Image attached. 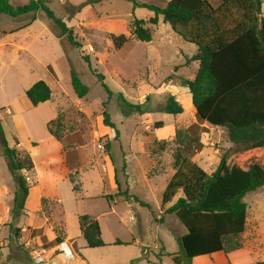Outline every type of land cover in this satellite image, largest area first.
<instances>
[{
  "label": "rangeland",
  "instance_id": "rangeland-1",
  "mask_svg": "<svg viewBox=\"0 0 264 264\" xmlns=\"http://www.w3.org/2000/svg\"><path fill=\"white\" fill-rule=\"evenodd\" d=\"M10 1L15 6L29 2ZM45 1L55 15L73 29L81 46H75L67 38L57 37L44 12H32L18 18L0 14V106L18 113L21 124L26 127L25 131L18 129L11 115H6L10 113L8 108H3L6 113L0 109L10 146L25 151L19 147L18 137L24 138L26 131L36 138H44L43 119L51 109H57L56 121L52 124L54 131L61 137L67 134L82 142L89 139L88 149H97L102 157L105 155L111 159L115 167L111 177L107 176L104 168L99 169L100 179L96 174L80 177L70 173V178L75 181L73 185L81 188L77 193L81 195L79 206L82 210L98 216L105 239L123 241L105 247H88L86 255L98 264H128L137 258H141L138 264H174V257L178 255L181 264H186L178 237L187 229L175 214L166 212L183 196V191L180 190L170 203L163 205L162 202L164 191L176 172L174 154L191 141L195 150L193 159L204 170L212 172L221 157L233 148L225 128L200 119L187 87L163 83L176 66H180L177 76L194 78L198 62L188 64L186 56L195 54L197 46L184 40L163 21L162 16L158 25L151 24L149 21L154 13L145 8H138L134 13L152 29L153 40H137L132 34L133 4L127 0H106L86 5L80 11L79 7L87 0ZM138 1L164 7L170 0ZM211 2L216 6L221 0ZM35 14L37 19L32 27L27 28ZM121 34L130 39L121 48H116L113 39ZM97 73L105 76V83L114 92L110 99ZM72 74L78 75L89 87L86 97L76 95ZM40 80L48 83L53 96L49 105L35 107L25 95V89ZM120 93L133 104H144V108L151 112L125 116L118 97ZM170 94L182 105L183 113L176 115L161 111ZM105 108L120 131L119 138H115L114 129L113 137H110L98 126L104 125L102 113ZM161 121L164 127L156 128ZM167 125L173 128L169 134L162 131ZM22 143L25 146L27 142L24 140ZM107 143H110V149ZM143 143L145 153H140ZM35 155L37 166L42 171V152ZM124 158L126 169L123 168ZM116 171L120 188L116 184ZM125 171L131 187L128 191L149 203L150 207L117 195L119 189L124 191L127 188ZM23 174L30 184L36 181L31 171H23ZM65 177H69V173ZM43 183L49 187L51 181ZM16 189V180L0 146V210L3 212L7 211V206L10 207ZM244 201L249 207L248 216L257 219L262 232L258 236L259 242L250 239L251 243L246 246L255 249L252 258L264 264V190L249 193ZM47 202L44 214L49 216L57 206L55 201ZM16 220L17 217H13L11 228ZM6 232L8 229L0 230V239ZM242 242L245 246L243 235ZM10 244L13 252L18 249L21 253L20 262L34 264L30 254L33 247L25 249L14 241ZM224 256V252H219L196 257L192 264H228ZM0 264H3L1 259Z\"/></svg>",
  "mask_w": 264,
  "mask_h": 264
},
{
  "label": "trees",
  "instance_id": "trees-1",
  "mask_svg": "<svg viewBox=\"0 0 264 264\" xmlns=\"http://www.w3.org/2000/svg\"><path fill=\"white\" fill-rule=\"evenodd\" d=\"M104 1L87 0L79 7V11L86 5ZM127 1L133 4L132 34L137 40H153L152 29L146 27L147 22L137 18L134 13L138 8H145L154 13L149 21L151 24L158 25L159 17L162 16L163 21L170 24L184 40L197 46L195 54L186 56L188 64L198 62L194 78L177 76L180 66H176L163 83L187 87L200 119L225 128L233 143L232 150L221 157L212 172L204 170L193 159L195 150L191 141H187L174 154L176 172L164 191L162 202L163 205L170 203L180 190L183 191V196L166 212L175 214L187 229L186 234L178 237L185 254V263L192 264L196 257L239 250L244 246L242 235L247 224L248 205L244 198L249 193L264 190V0H221L217 6L211 0H170L164 7L148 1ZM32 12H44L57 37L67 38L75 46H81L73 29L55 15L47 1L29 0L24 5L15 6L10 0H0V14L18 18ZM36 19L35 14L32 20ZM129 39L121 34L115 36L113 41L116 48H121ZM97 76L110 99L114 92L105 83V76L100 73ZM72 85L79 98L86 97L90 91L76 74H72ZM25 94L32 105L39 106L52 99L53 91L48 83L40 80ZM118 95L125 116L151 112L144 108V104H133L122 93ZM161 111L177 115L183 113L184 108L170 94ZM102 115L104 125L114 129L115 138H119L120 131L106 108ZM55 121L49 122L48 129L60 139L61 136L52 127ZM162 127V121L156 124V128ZM0 146L16 180L13 217L18 218L25 209L31 187L23 171H31L35 164L28 152L10 146L1 118ZM106 146L110 149V143ZM123 162V168L126 169V158ZM124 175L127 188L124 191L119 189L117 195L150 207L149 203L128 191L130 186L126 171ZM115 178L120 188L117 171ZM70 179L75 182L72 177ZM80 189L78 185L74 186L76 192ZM47 201L43 199L41 213L46 212ZM79 225L89 247L108 245L103 239L98 219L90 214H82L79 216ZM47 229L46 224L43 231ZM55 229L57 238L45 244L46 247L64 241V227L57 225ZM11 230V243H16L21 229L13 227ZM139 260L141 258L128 264H138ZM174 260V264L182 263L178 255Z\"/></svg>",
  "mask_w": 264,
  "mask_h": 264
},
{
  "label": "crops",
  "instance_id": "crops-1",
  "mask_svg": "<svg viewBox=\"0 0 264 264\" xmlns=\"http://www.w3.org/2000/svg\"><path fill=\"white\" fill-rule=\"evenodd\" d=\"M34 22L35 21L28 24L26 27H32ZM26 90L27 89H25V92ZM49 103L50 101L35 107H43L49 105ZM3 108L6 109L8 107L5 108L4 106H0V109L4 111ZM8 111L10 113L4 112L6 115H11L12 120L15 121L14 124L19 127L18 129L22 128L21 130L25 131L26 127L21 124L19 114L14 113L11 108H8ZM2 112H0L1 117H3ZM57 114V109H51L49 115L43 119L45 125L44 138H36L27 131L24 138L21 135L20 137L17 136L20 141L19 147L21 149L24 148L34 160L35 167L31 172L36 181L31 183L29 195L25 203V209L22 211V215L17 218L14 226L15 228L21 229L20 237L17 239L16 243L24 246L25 249L33 247L34 251L32 250L30 254L34 264H98V262L94 263V261L85 253L89 246L81 233L79 216L82 214H90L96 219L99 218L98 216L82 210L79 206L81 195L74 190L73 182L70 179V173L78 174L80 177L83 175L96 174L98 179H100L99 169L104 168L107 176L111 177L112 173L115 172V167L111 159L107 158L105 155L102 157L97 149H94L93 151L88 149L89 139L82 142L79 138L67 134L64 137L57 139L48 129L49 122L54 120L57 117ZM98 126L101 131L107 133L110 137H113L112 128L105 125ZM172 129V126L167 125L162 131L169 134L172 132ZM14 134L17 135L16 133ZM24 140L27 142L25 144L27 147L22 143ZM142 145L143 148H141L140 153H145L144 143ZM39 151L42 152L43 156L44 165L42 171L37 166L35 159V154ZM67 173H69V177L66 178L65 175ZM45 180L51 181L49 187L43 183ZM14 195L10 207H6L7 211L3 212L0 210V230L8 229V232H6L0 239V259L3 260V263L23 264L19 260L21 253L18 249L13 252L10 244L12 236L11 226L13 222ZM45 197L49 202L55 201L57 206V209L53 210L49 216L41 213L43 199ZM248 208L246 231L243 234V238L246 241L245 246L231 253H225L224 257L228 264L260 263L252 258V253L255 249H249L251 246H246L251 243L250 239H252V242L254 239L256 242H259L258 236H261L262 234L257 219L253 215L252 218L248 216ZM55 223L64 227V241L58 245L46 247L45 244H48L57 238L58 234L55 229ZM46 224L48 225V229L45 232L43 231V227ZM250 236L251 238H249ZM104 240L108 245L116 244L117 241H120L119 239L108 241L105 238ZM120 242L123 243V241ZM9 259L12 261H9Z\"/></svg>",
  "mask_w": 264,
  "mask_h": 264
}]
</instances>
